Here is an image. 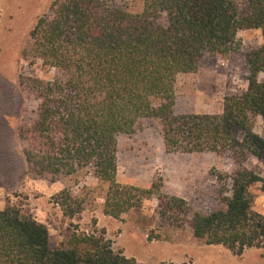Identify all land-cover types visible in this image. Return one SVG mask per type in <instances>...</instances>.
<instances>
[{
	"label": "trees",
	"instance_id": "16d2710c",
	"mask_svg": "<svg viewBox=\"0 0 264 264\" xmlns=\"http://www.w3.org/2000/svg\"><path fill=\"white\" fill-rule=\"evenodd\" d=\"M141 6L132 13L111 0H53L37 20L32 56L56 75L19 81L28 106L18 134L29 171L53 182L92 175L105 186V216L119 219L154 198L162 218L186 220L206 245L235 256L264 250V216L252 209L250 192L256 184L264 190V178L241 167L249 158L264 164V139L253 132L255 119H264V81L257 80L264 73V0H141ZM252 29L262 32L263 43L246 55L247 89L225 96L219 114L175 115L177 76L194 73L207 55L237 53L238 33ZM146 118L159 121L167 152L227 154L239 164L223 209L188 218L187 202L163 195L158 181L147 189L117 181V137ZM84 202L63 189L56 204L72 219ZM0 264L142 263L114 251L102 233L75 232L66 247L51 249L46 226L7 205L0 209Z\"/></svg>",
	"mask_w": 264,
	"mask_h": 264
},
{
	"label": "rangeland",
	"instance_id": "374dc122",
	"mask_svg": "<svg viewBox=\"0 0 264 264\" xmlns=\"http://www.w3.org/2000/svg\"><path fill=\"white\" fill-rule=\"evenodd\" d=\"M53 0H0V209L7 205L34 217L48 230L51 249L66 247L75 232L104 234L114 251L142 264H264V250L247 249L235 256L220 245H206L193 236L186 220L162 218L156 199L119 219L102 212L105 186L92 175L61 178L29 171L19 138L27 102L20 89L22 78L51 81L56 71L34 58L30 32L37 20L48 13ZM129 12L141 11V0H111ZM240 50L228 56L207 55L194 73L180 74L174 86L175 115H215L222 112L225 96L240 95L248 86L250 70L246 55L263 43L259 29L240 31ZM264 81V73L257 76ZM253 132L264 139V119L256 118ZM243 133H239L241 139ZM117 181L141 189L153 181L163 195L187 202L193 212L203 214L223 209L229 178L239 168L230 155L212 152H167L158 120L141 119L131 134L117 137ZM264 178V164L249 158L241 165ZM217 176L220 178L218 179ZM67 189L85 199L83 210L72 219L64 217L56 204L57 195ZM252 209L264 216V190L250 189ZM180 219V218H179ZM152 239L148 240V236Z\"/></svg>",
	"mask_w": 264,
	"mask_h": 264
}]
</instances>
